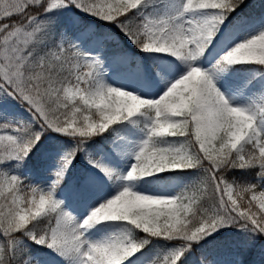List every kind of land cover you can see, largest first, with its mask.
<instances>
[{"label": "snow or ice", "instance_id": "snow-or-ice-1", "mask_svg": "<svg viewBox=\"0 0 264 264\" xmlns=\"http://www.w3.org/2000/svg\"><path fill=\"white\" fill-rule=\"evenodd\" d=\"M0 264H264V0H0Z\"/></svg>", "mask_w": 264, "mask_h": 264}, {"label": "rangeland", "instance_id": "rangeland-1", "mask_svg": "<svg viewBox=\"0 0 264 264\" xmlns=\"http://www.w3.org/2000/svg\"><path fill=\"white\" fill-rule=\"evenodd\" d=\"M220 258H221V259H227V257H226V256H221Z\"/></svg>", "mask_w": 264, "mask_h": 264}]
</instances>
